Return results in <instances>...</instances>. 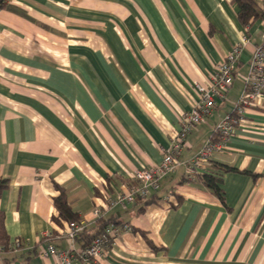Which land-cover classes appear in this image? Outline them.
<instances>
[{"label": "crops", "instance_id": "obj_1", "mask_svg": "<svg viewBox=\"0 0 264 264\" xmlns=\"http://www.w3.org/2000/svg\"><path fill=\"white\" fill-rule=\"evenodd\" d=\"M243 36L226 100L189 134L175 171L150 197L107 209V197L125 191L137 169L162 161L182 115L200 100L196 84L210 85ZM263 41L264 12L244 24L236 0H5L0 225L8 246L0 240V264H55L43 255V234L78 250L99 219L132 229L110 237L97 264H264V108H248L196 178L187 173L233 110ZM215 164L239 170L223 173L224 201L197 177L219 170ZM60 189L89 221L75 241L64 236L68 221L54 203Z\"/></svg>", "mask_w": 264, "mask_h": 264}, {"label": "built area", "instance_id": "obj_2", "mask_svg": "<svg viewBox=\"0 0 264 264\" xmlns=\"http://www.w3.org/2000/svg\"><path fill=\"white\" fill-rule=\"evenodd\" d=\"M262 11L264 12V0ZM247 39V36H243L230 49L225 59L217 64L209 86L200 83L196 84L200 100L193 108L182 115L181 129L171 139L168 147L164 149L162 161L159 164L137 169L125 191L115 196L107 197V209L116 207L117 205H126L140 198L150 197L160 189L161 180L175 171L178 165V156L185 146L189 134L206 116L212 113L218 99L226 100L227 92L234 82L239 55ZM263 99L264 41L256 46L251 55L248 73L245 77V86L239 98L234 102L233 110L220 119L211 137L187 164L188 178H196L200 162L208 159L216 150L224 146L225 142L233 134L235 127L244 119L248 108L258 105ZM93 214L98 219L102 217V211L99 207L94 208ZM88 226L89 221L86 218L70 221L64 231V236L71 241H75L87 230ZM121 229L131 230L132 228L127 223L122 226L109 223L88 245L78 250L57 247L49 240L51 232L47 231L43 234V238L46 241L43 255L54 257L55 264H74L76 260L81 261L82 264H97L105 251L110 237L117 235ZM21 246H23V241L20 238H16L13 241V247L17 249Z\"/></svg>", "mask_w": 264, "mask_h": 264}, {"label": "trees", "instance_id": "obj_3", "mask_svg": "<svg viewBox=\"0 0 264 264\" xmlns=\"http://www.w3.org/2000/svg\"><path fill=\"white\" fill-rule=\"evenodd\" d=\"M239 5V15L241 20L244 24H247L250 22V20L253 17H256L259 13L262 11L258 9L257 3L255 0H236ZM5 0H0V6H4ZM256 108L261 107L264 108V105L262 106H254ZM219 170L214 172H203L198 174V178L204 183L205 186H207L211 191H213L215 194L219 196V198L224 201V189L222 187L223 183V173L229 172V171H239L237 168L226 165V164H215ZM246 172V171H244ZM8 186V180L6 178H0V195L4 188ZM61 190V194L54 198L55 206L57 207L59 214L61 217L67 219L68 222L79 219L75 216V213L73 212L71 206L68 203L65 191L63 189ZM99 227L96 230V232L88 235L89 239L87 241L88 245L95 236L100 234L104 228L112 222L105 221L103 219H99ZM88 229L85 230L81 235H87ZM6 237L4 235V228L2 224L0 225V240L3 242V246L7 247V240H5Z\"/></svg>", "mask_w": 264, "mask_h": 264}]
</instances>
